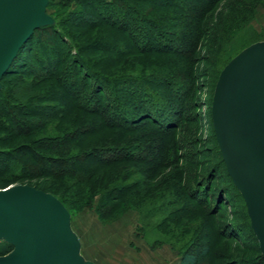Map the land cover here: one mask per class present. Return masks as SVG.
<instances>
[{
  "label": "rangeland",
  "instance_id": "obj_1",
  "mask_svg": "<svg viewBox=\"0 0 264 264\" xmlns=\"http://www.w3.org/2000/svg\"><path fill=\"white\" fill-rule=\"evenodd\" d=\"M49 1L47 13L54 18L63 36H66V31L69 32L71 40L78 47L76 53L72 43V50L65 52L68 59L62 66L63 72L72 71L73 66H70L76 61L111 80L129 72L149 74L169 66L168 57L131 52L121 58L101 53L104 47L101 48L97 42L110 40L109 37L116 32L103 27L93 30H85L83 26L73 27L71 24H77L75 22L82 19L74 18L77 16L72 14L77 8L75 3L72 1L71 5L67 4L68 0ZM135 1L133 4L147 16L178 18L176 11L151 12L145 4ZM203 23L206 32L196 46L194 63L177 65L180 69L193 70L197 85L193 98L188 101L190 108L184 112V121L178 123L179 128L174 135L176 143L182 141L181 155L187 159V163L152 172L148 165L124 161L94 167V177L84 183L74 178L35 177L22 184L43 189L68 207L71 228L80 241L81 255L87 261L94 264H178L180 254L190 251L195 255L197 264H234L236 261L246 264L258 256L257 243L251 238L242 201L230 187L223 165L219 163L220 155L214 139L210 109L220 74L218 71L247 46L264 41V0H219L204 15ZM40 37L43 38V35ZM44 38L54 43L51 35H45ZM116 40L119 46L126 44L119 35ZM41 43L40 47L32 43L31 51L27 49L21 54L20 63L25 60L35 65V57L47 58V49ZM154 46L157 45L154 43ZM41 50L43 53L40 54ZM174 67L170 65L167 69L170 71ZM79 72L81 74L77 83L82 81L83 71L76 67L74 73L77 75ZM25 76L13 74L7 77L6 90L18 89L19 92L14 93L19 97L29 94L33 101L45 107L61 108L64 103H69L66 101L67 95L61 94V87L51 82L36 83ZM87 83L89 87L79 88L86 94L93 83L92 79L87 80ZM24 84H31V88L22 89ZM102 85L103 92L108 96L110 87L104 83ZM13 95L10 96L11 104L15 102ZM51 98L56 100L41 103L42 99ZM25 102L26 99L18 101L19 104ZM162 113H156L155 117H160ZM90 120L91 116L87 114L73 112L62 120L49 121L42 129L34 128L29 137L9 138L6 146L0 148L12 150L34 142L40 144L38 140L53 141L51 139L57 136L73 133L81 136L77 141L78 152H86L94 148L127 145L136 142V139L145 138L148 133V130L140 134H125L115 130L93 133L95 126L94 123L89 124ZM145 122L150 124L149 121ZM1 135L5 136L3 133ZM122 185H130L132 190L124 198H118V193L112 190ZM10 186H0V190ZM178 186L181 195L173 204L169 196ZM184 186H200L199 195L207 201L210 212L219 206L212 219L198 211L194 217L185 218L179 223L167 220L172 211L186 204L187 191ZM221 193L225 195L221 203H218ZM107 205L111 214L101 219L99 213ZM202 221L205 223L204 228L201 227ZM205 246H208L209 253L201 256L202 247Z\"/></svg>",
  "mask_w": 264,
  "mask_h": 264
},
{
  "label": "trees",
  "instance_id": "obj_2",
  "mask_svg": "<svg viewBox=\"0 0 264 264\" xmlns=\"http://www.w3.org/2000/svg\"><path fill=\"white\" fill-rule=\"evenodd\" d=\"M72 1L77 7L72 13L77 16L74 18L82 19L80 22H75L77 24H71V26H83L85 30L103 27L116 32L109 37L112 40L105 39L97 42L101 48L104 47L101 49V53L121 58L131 52L139 55L152 54L168 57L169 66L175 67L168 71L169 66H167L168 69L165 67L162 69L163 71L149 74L136 71L129 72L108 80L98 73L92 72L90 67L87 66L86 68L83 63L73 59L75 63L72 62L70 66H73V70L65 73L62 66L66 64L65 61L68 59L66 53L71 49L72 43L76 53L78 49L74 40H71L72 37L69 32L66 31V36H63L55 20L53 26L36 30L20 49L11 67L1 79L0 147H5L9 138L29 137L34 132V128L42 129L49 121L62 120L73 112H82L91 116L89 124L94 123L95 131L93 133L106 130H115L125 134H140L148 130V133L145 138L136 139V142L127 145L94 148L86 152H78L77 141L81 136L73 133L57 136L51 139L53 141L38 140L40 144L34 142L12 150L0 148V186L22 185L27 182V179L30 180L35 177L74 178L80 183H84L94 177V167L124 161L148 165L152 172L160 168L180 165L183 162L187 163V159L181 155L182 141L178 140L176 143L174 135L179 128L178 123L184 121V112L190 108L191 104L188 101L193 98L197 85L193 70L180 69L177 68V65L194 63L196 46L206 32V25L203 23L204 15L219 0L135 1L145 4L151 12L156 10L176 11L177 20L170 17L147 16L135 6L136 4H133L134 0H68L67 4ZM49 2L47 10L49 9ZM37 35H43V38H38ZM45 35H51L54 43L45 41ZM118 35L124 38L125 45L119 46L117 44L116 36ZM32 43L37 47H40L39 43H41L45 47L44 49H47V58L35 57V65L25 60L20 63L21 54L27 49L31 51L30 45H34ZM154 43L157 46H154ZM125 46L126 48H124ZM41 53L43 50L40 51ZM76 67H80L83 71L81 84L80 82L77 83L81 72L77 75L74 73ZM13 74L20 76L26 74L36 83H54V85L61 87V94L67 95L66 101L69 103H64L61 108L57 106L45 107L38 104L39 102L33 101L29 94L23 98V95L19 97L17 93H14L15 90L11 91L10 88L7 90L5 88L6 78ZM89 79H92L93 83L86 94L79 88L89 87L87 83ZM103 83L110 87L108 96L103 92ZM23 88L30 89L31 84H24ZM16 91L19 92L18 89ZM12 95L15 102L11 104L12 98L10 96L12 97ZM23 99H26L27 102L19 104L18 101H23ZM54 99H42L41 103H49ZM67 106L69 109L65 110ZM160 111L163 112L161 116L155 117L156 113ZM165 111L167 112L166 115ZM145 121H149L150 124H144ZM2 133L5 136H2ZM215 143L217 145L216 139ZM217 149L219 151L218 145ZM219 155V163L223 165L229 185L237 193L244 206L251 238L257 243L258 256L247 263L264 264L258 242L250 228L244 201L226 171L220 151ZM178 184L180 185V183ZM33 187L37 189L35 186ZM179 187L169 196L170 202L173 204H176L181 195ZM183 188L187 191V202L181 208L172 211L167 220L170 219V221H175L174 223H179L185 218L194 217L198 211H202L210 219L216 215L219 206L217 205L210 212L207 201L199 195L200 186L195 188L184 186ZM37 190L45 192L43 189ZM130 190H132L130 185H122L112 191L118 193V198H124ZM223 195L225 193L220 194L218 203L223 200ZM56 199L68 211V207L60 199ZM110 214L111 209L107 205L101 210L99 216L101 219H105ZM202 226L204 228V221L201 223ZM11 250L10 245L0 242V256L8 254ZM208 253V246L202 247L201 256H206ZM178 264H197L196 257L190 251L182 252ZM234 264L243 263L236 261Z\"/></svg>",
  "mask_w": 264,
  "mask_h": 264
},
{
  "label": "water",
  "instance_id": "obj_3",
  "mask_svg": "<svg viewBox=\"0 0 264 264\" xmlns=\"http://www.w3.org/2000/svg\"><path fill=\"white\" fill-rule=\"evenodd\" d=\"M48 2L0 0V88L33 33L55 24ZM210 115L226 171L264 258V41L247 46L223 67ZM0 242L12 247L0 264H94L81 255L61 202L28 185L0 190Z\"/></svg>",
  "mask_w": 264,
  "mask_h": 264
}]
</instances>
